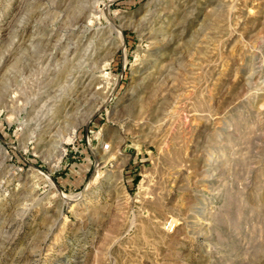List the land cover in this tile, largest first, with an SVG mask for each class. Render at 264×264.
Instances as JSON below:
<instances>
[{"label":"rangeland","instance_id":"obj_1","mask_svg":"<svg viewBox=\"0 0 264 264\" xmlns=\"http://www.w3.org/2000/svg\"><path fill=\"white\" fill-rule=\"evenodd\" d=\"M0 264H264V0H0Z\"/></svg>","mask_w":264,"mask_h":264},{"label":"bare ground","instance_id":"obj_2","mask_svg":"<svg viewBox=\"0 0 264 264\" xmlns=\"http://www.w3.org/2000/svg\"><path fill=\"white\" fill-rule=\"evenodd\" d=\"M109 22H110V24H112L113 22H112V20L111 19H109ZM114 28H116V33L117 34H119V35H121V31H120V29L116 26V27H114ZM49 130V129H48ZM73 137V136H72ZM98 175L99 174H97V175H94V180H96L97 178H98ZM49 181V184H50V187L51 188H53V189H55V190H57V188H56V186H55V184L52 182V181H50V180H48ZM58 191V190H57ZM58 194H59V192H58ZM60 195V194H59ZM65 200H66V202L65 203H75V202H77L80 198H66V197H64V196H62Z\"/></svg>","mask_w":264,"mask_h":264},{"label":"built area","instance_id":"obj_3","mask_svg":"<svg viewBox=\"0 0 264 264\" xmlns=\"http://www.w3.org/2000/svg\"><path fill=\"white\" fill-rule=\"evenodd\" d=\"M104 148H105V149H107V148H108V146L104 145Z\"/></svg>","mask_w":264,"mask_h":264}]
</instances>
